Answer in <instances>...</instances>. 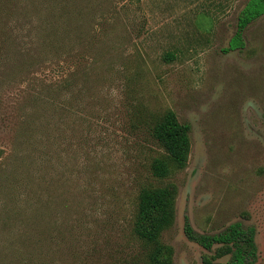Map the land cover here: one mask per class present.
<instances>
[{"label":"rangeland","instance_id":"obj_1","mask_svg":"<svg viewBox=\"0 0 264 264\" xmlns=\"http://www.w3.org/2000/svg\"><path fill=\"white\" fill-rule=\"evenodd\" d=\"M247 1L0 0V264H146L137 196L168 184L172 264L220 247L187 225L234 224L254 229L264 264V15L228 49ZM166 111L190 154L157 180L150 128Z\"/></svg>","mask_w":264,"mask_h":264},{"label":"trees","instance_id":"obj_2","mask_svg":"<svg viewBox=\"0 0 264 264\" xmlns=\"http://www.w3.org/2000/svg\"><path fill=\"white\" fill-rule=\"evenodd\" d=\"M52 3L55 6L63 5V0H52ZM263 15L264 0H248L239 13L237 32L228 49H237L242 42L240 33L243 28ZM50 27L58 29L54 23ZM54 45L55 38L51 46ZM150 136L163 151L162 155L151 160L149 172L152 178L167 179L174 170L186 166L190 154L189 126L181 124L172 111L164 112L153 122ZM176 195L177 189L173 184L155 187L146 185L139 190L133 232L148 246L146 264H172V251L160 242V236L173 223ZM185 233L190 240L204 249H211L215 244L220 245L211 259L205 258L202 264H213L214 259L226 255L230 256V260L225 264H251L256 257L253 228L244 229L234 224L223 233L208 236L195 233L187 225Z\"/></svg>","mask_w":264,"mask_h":264}]
</instances>
